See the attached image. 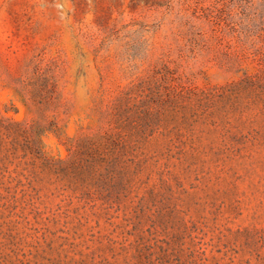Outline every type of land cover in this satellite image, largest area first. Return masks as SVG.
<instances>
[{
	"label": "rangeland",
	"instance_id": "374dc122",
	"mask_svg": "<svg viewBox=\"0 0 264 264\" xmlns=\"http://www.w3.org/2000/svg\"><path fill=\"white\" fill-rule=\"evenodd\" d=\"M0 264H264V0H0Z\"/></svg>",
	"mask_w": 264,
	"mask_h": 264
}]
</instances>
